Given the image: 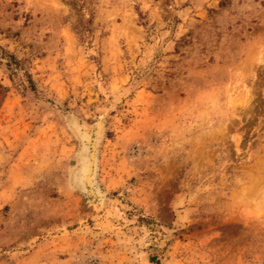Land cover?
<instances>
[{
	"label": "rangeland",
	"instance_id": "1",
	"mask_svg": "<svg viewBox=\"0 0 264 264\" xmlns=\"http://www.w3.org/2000/svg\"><path fill=\"white\" fill-rule=\"evenodd\" d=\"M0 264H264V0H0Z\"/></svg>",
	"mask_w": 264,
	"mask_h": 264
}]
</instances>
